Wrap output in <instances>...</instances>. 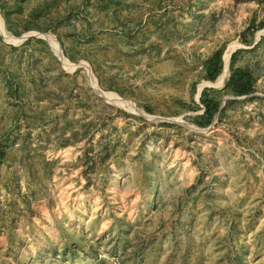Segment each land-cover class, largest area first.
<instances>
[{
    "label": "rangeland",
    "instance_id": "1",
    "mask_svg": "<svg viewBox=\"0 0 264 264\" xmlns=\"http://www.w3.org/2000/svg\"><path fill=\"white\" fill-rule=\"evenodd\" d=\"M21 1L0 0V23ZM45 1L39 15L54 8ZM104 6V24L121 26L114 82L127 89L101 83L93 54L59 47L52 82L29 85L7 49L0 264H264V0ZM236 68L253 92L226 87ZM203 90L219 102L208 124Z\"/></svg>",
    "mask_w": 264,
    "mask_h": 264
},
{
    "label": "crops",
    "instance_id": "2",
    "mask_svg": "<svg viewBox=\"0 0 264 264\" xmlns=\"http://www.w3.org/2000/svg\"><path fill=\"white\" fill-rule=\"evenodd\" d=\"M50 1L54 8L46 16L39 15L37 11L45 0H22L18 9L16 7L9 17H1L0 78L1 71H5L4 66L8 61L7 49L11 48L15 51V58L21 60L19 62L22 67L17 65V68L26 71L27 84L49 85L53 78H49L48 73L55 68L56 56L57 60L59 59V47L62 55L69 59L75 56V60H83L88 57V53L93 54L95 73L101 83L102 79H105L107 85L120 84L127 89L129 82L121 83L119 79V83L114 82L116 72H123L120 74L122 77L126 71L125 68L116 69L114 65L120 54L126 53L127 49L121 46V37H124L120 24L118 29L112 28L109 22L104 24V16L110 17L107 7L104 6L107 0ZM8 27L11 29L8 30ZM104 59L107 63L105 73L102 72L104 66L98 67L99 62L102 63ZM40 63L45 64L46 74L43 76H40L37 70ZM57 64L59 68L60 64ZM61 68L65 70L63 65ZM63 72L65 74V71ZM2 78L5 86L7 79L5 75H2ZM2 100H7L5 89Z\"/></svg>",
    "mask_w": 264,
    "mask_h": 264
},
{
    "label": "trees",
    "instance_id": "3",
    "mask_svg": "<svg viewBox=\"0 0 264 264\" xmlns=\"http://www.w3.org/2000/svg\"><path fill=\"white\" fill-rule=\"evenodd\" d=\"M235 53L232 55V61L234 59ZM221 61V51H215L209 58L204 61V66L206 70V75L204 76L207 80H215L220 69ZM226 87L231 88L234 93L238 95H246L253 92V78L248 70L243 69H233V73L230 76ZM200 100L204 106L203 114L201 118L203 119V124H208L212 122L214 114L219 109V102L215 98H210L207 96L206 91H202L200 95ZM202 123V122H201Z\"/></svg>",
    "mask_w": 264,
    "mask_h": 264
}]
</instances>
